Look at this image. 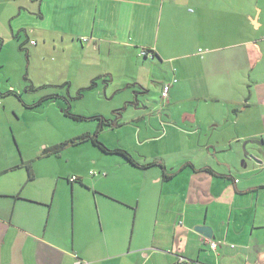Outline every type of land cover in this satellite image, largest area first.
Returning a JSON list of instances; mask_svg holds the SVG:
<instances>
[{
    "label": "crops",
    "instance_id": "1",
    "mask_svg": "<svg viewBox=\"0 0 264 264\" xmlns=\"http://www.w3.org/2000/svg\"><path fill=\"white\" fill-rule=\"evenodd\" d=\"M22 13L41 21V42L31 44L45 48L59 36L63 52L78 54L80 64L70 67L87 71L84 90L100 87L109 100L116 91L147 93L141 76L163 68L166 102L197 103L176 114L168 104L157 116L135 104L126 119L122 101H109V114L87 111L81 116L94 121L93 132L132 121V136L106 144L139 165L103 150L117 156L92 157L89 174L97 176L72 182L74 172L61 167L37 170L13 126L16 140H7L0 118V264H178L179 256L264 264V152L251 166L232 163L233 153L243 158L249 145L264 146V0H0V14ZM124 65L132 69L115 87L113 68ZM99 116H117V126ZM228 125L243 142L224 133ZM197 224L212 228L206 238L217 249Z\"/></svg>",
    "mask_w": 264,
    "mask_h": 264
},
{
    "label": "rangeland",
    "instance_id": "2",
    "mask_svg": "<svg viewBox=\"0 0 264 264\" xmlns=\"http://www.w3.org/2000/svg\"><path fill=\"white\" fill-rule=\"evenodd\" d=\"M45 6L46 4H43L42 11L49 14ZM39 22L41 21L36 14H0V104L2 103L0 105V118L5 121L1 128L8 141L14 142L17 137L24 151V156L33 158L32 164L37 170L49 172L52 171L53 167H61L63 171L74 172L72 174L75 176L96 177L97 175L89 174V171H94V168L91 162L87 163V161L92 157L106 156L112 158L117 156L104 152L89 139L79 141V136L88 130L92 131L95 123L84 116L82 119H75L69 116L67 111L71 114L83 115L94 109L109 114L110 104L108 102L111 100L113 102L122 101L121 113L123 112V118L126 119L132 113V108L137 107L135 104L149 108L153 116H157L158 109H164L168 104L169 107L175 108V114L184 108H191L196 105V100L185 97L183 100L171 103L170 99L166 102L167 98H161L160 86L166 76V72L162 71L163 68L158 71L154 69L152 79L145 75L141 76V81L147 86V93L138 90L139 93L128 96L125 95L127 90L116 91L111 97L113 95L112 86H109L108 97H111L109 100L103 97V91L100 87L84 90L82 87H85L87 83L85 76L87 71L84 72V76H81V73H73L70 66H78L80 58L74 52L61 50L64 43H61L59 36L50 35L51 42H48V46L45 48H40L39 44L37 46L31 44L33 41L41 42L35 33V30L41 27ZM42 22L48 25V16ZM10 26L14 28L13 35ZM54 46H56V50L53 49ZM140 60L144 59L140 58ZM144 61L148 62L147 60ZM131 69L132 67L127 65H124L123 68L114 67L116 76L113 86L118 87V82L123 83L125 75H128ZM161 80L162 82H160ZM165 82L168 81L165 80ZM81 93L82 95H79ZM3 95H6L5 101L2 100L1 96ZM171 96L172 94L169 93V98ZM124 97L127 98L120 100ZM130 101L132 104H129ZM125 104L126 106H124ZM3 105L5 110H3ZM125 108L127 110H124ZM137 112L139 111L136 110ZM114 118L110 121L116 125ZM132 124V121H129L121 127H116L113 131L104 129L107 131L97 132V137L106 146H108L106 142L125 141L126 138L132 136V134L129 136V133L132 132ZM12 126L16 137L12 132ZM231 128V125H228L224 129V133L230 136L235 145L239 141L243 142L237 138L235 132L230 131ZM216 134H220V137H216L218 141L224 143L223 131ZM74 138L75 142L73 143L71 139ZM186 138L188 136L184 135L183 139ZM60 143L63 144L60 146ZM132 144L133 141L131 140ZM54 145L60 147L57 152L50 153L49 151H53ZM145 146L138 147L135 145V149L144 151ZM250 146L246 148V154L243 153V158H241L242 154L233 153L232 163L238 162L239 168H242L244 164L251 166L253 162H256L257 154L260 157L263 155L264 146L258 144L251 148ZM17 151L20 154L18 148ZM134 153L137 155V152ZM77 170L83 174L81 172L75 174ZM71 176L73 175L69 177ZM64 192L67 193L65 197L71 200L72 196L69 189Z\"/></svg>",
    "mask_w": 264,
    "mask_h": 264
},
{
    "label": "trees",
    "instance_id": "3",
    "mask_svg": "<svg viewBox=\"0 0 264 264\" xmlns=\"http://www.w3.org/2000/svg\"><path fill=\"white\" fill-rule=\"evenodd\" d=\"M95 84V82H92L91 83V85H94ZM67 114L69 115V116H72L73 118H75V119H82L83 117L81 116V115H76V114H71L70 112H68L67 111ZM92 117H98V116H92ZM99 119H100V122H102L104 125H113V123L110 121V120H106V119H103V118H101L100 116H99ZM96 132L97 131H95L93 134H90V133H84V134H82V135H80L79 137V141H87L88 139L93 143V144H95V145H97L100 149H102V150H104V151H106V152H113V153H118V154H120V155H122L124 158H126L130 163H133V164H136V165H139L134 159H133V157L131 156V154L130 153H128L126 150H124V149H122V148H119V147H113V148H110V147H108V146H106V145H104L101 141H99L98 140V138L96 137ZM72 140V142L74 143L75 142V138L74 139H71ZM63 143H60V146L62 145ZM59 145H54L53 146V152H57L58 151V149H59V147H60ZM157 164H161L160 162H156ZM152 164H154V163H152ZM149 165V164H148ZM161 166H162V164H161ZM202 170H206V171H208V172H213V170L210 168V167H203V168H201ZM164 177H168V175H164ZM203 242L204 241H207L208 243H209V245H210V241L209 240H202ZM214 241V240H213ZM214 242H216V241H214ZM217 244V243H216ZM218 245V244H217ZM211 246V245H210ZM214 249V248H213ZM215 249H217V246H216V248ZM184 258H186V257H184ZM186 259H188V258H186ZM188 260H190L191 262H193V264H203V263H201V262H199V261H194V260H191V259H188ZM178 264H181L179 261H178Z\"/></svg>",
    "mask_w": 264,
    "mask_h": 264
},
{
    "label": "built area",
    "instance_id": "4",
    "mask_svg": "<svg viewBox=\"0 0 264 264\" xmlns=\"http://www.w3.org/2000/svg\"><path fill=\"white\" fill-rule=\"evenodd\" d=\"M81 39H82V40H85V38H81ZM31 42H32V41H31ZM147 53H148L147 50H142V51H141V54H143V55H146ZM170 86H171V82H165V83L162 84V86H161V97H162V98H167V96H168V90H169ZM90 174H94V175H95L96 172H95V171H90ZM76 179H77V176H75V175H73V176H71V177L68 178V180H69L70 182H72V181H74V180H76ZM201 239H202V240H209V241H210V245H211V247L214 248V249L216 248L217 244H216V242H214L213 240L208 239V238H206L205 236H202ZM178 261H179L181 264H193V262H191L190 260L184 258L183 256H179ZM198 264H199V263H198Z\"/></svg>",
    "mask_w": 264,
    "mask_h": 264
},
{
    "label": "water",
    "instance_id": "5",
    "mask_svg": "<svg viewBox=\"0 0 264 264\" xmlns=\"http://www.w3.org/2000/svg\"><path fill=\"white\" fill-rule=\"evenodd\" d=\"M194 230L197 232L203 234V236L212 238V228L210 226H207L205 224H197L194 226Z\"/></svg>",
    "mask_w": 264,
    "mask_h": 264
}]
</instances>
